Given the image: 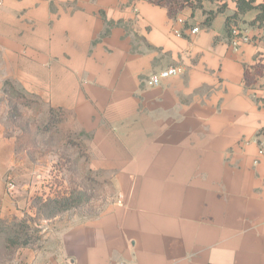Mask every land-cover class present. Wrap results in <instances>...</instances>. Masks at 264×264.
<instances>
[{
    "label": "crops",
    "instance_id": "crops-1",
    "mask_svg": "<svg viewBox=\"0 0 264 264\" xmlns=\"http://www.w3.org/2000/svg\"><path fill=\"white\" fill-rule=\"evenodd\" d=\"M193 3L4 0L7 78L30 94L68 98L91 135L92 169L113 176L117 190L97 217L37 219V246L0 235V257L12 250L6 264H264V159L255 143L264 136V23L251 24L258 10L241 17L252 41L235 51L226 20L236 0ZM168 67L183 72L146 85ZM18 193L0 189V224L34 217Z\"/></svg>",
    "mask_w": 264,
    "mask_h": 264
},
{
    "label": "rangeland",
    "instance_id": "rangeland-1",
    "mask_svg": "<svg viewBox=\"0 0 264 264\" xmlns=\"http://www.w3.org/2000/svg\"><path fill=\"white\" fill-rule=\"evenodd\" d=\"M163 1L168 6L186 2ZM5 66L0 64V134L11 144L0 141V172L4 175L0 189L19 187L20 198L31 201L22 211L34 217L29 224L27 214L21 222L1 223L0 235H14L9 238L12 245L37 246L41 231L38 222L33 224L37 219L97 217L115 202L117 190L113 176L92 169L91 135L81 130L68 98L59 97L57 102L51 95L28 93L20 80L7 78ZM25 185L34 193H23ZM65 197L71 208L55 215L56 203ZM11 251L0 257L2 264L12 259Z\"/></svg>",
    "mask_w": 264,
    "mask_h": 264
},
{
    "label": "built area",
    "instance_id": "built-area-1",
    "mask_svg": "<svg viewBox=\"0 0 264 264\" xmlns=\"http://www.w3.org/2000/svg\"><path fill=\"white\" fill-rule=\"evenodd\" d=\"M4 5V0H0V8H2ZM176 23L178 25H184L185 20L182 17L176 18ZM199 28H193L191 30V33L193 35L199 33ZM175 34L179 37H181L182 31L179 29L175 28L174 30ZM252 39L248 36L246 32H244L241 27L239 26H233L232 31H231V37L229 39L230 46L233 48L235 51H239L240 47L244 43H250ZM183 72V69L181 67H168L165 69H162L156 73L151 74L149 77L146 78V85L148 87H159L164 81L177 77L181 75ZM255 143L257 145V155L259 159H264V136L259 135L255 139ZM13 189V188H10ZM53 264H75L73 261L70 259H67L63 262L59 263H53Z\"/></svg>",
    "mask_w": 264,
    "mask_h": 264
},
{
    "label": "trees",
    "instance_id": "trees-1",
    "mask_svg": "<svg viewBox=\"0 0 264 264\" xmlns=\"http://www.w3.org/2000/svg\"><path fill=\"white\" fill-rule=\"evenodd\" d=\"M156 3L160 4V5H167L163 0H154ZM194 1H190V0H186L185 3L180 4V5H172L170 6L171 8H179V7H185V6H190V7H196L194 6ZM195 2L197 3V6L200 5L202 3V0H195ZM236 4H237V12L234 15L228 16L227 20H226V33L228 36V39H230L231 37V31H232V27L233 26H238L239 21L241 20V17H243L244 15H246L247 13L253 11V10H258L259 14L257 16V18L255 19V21H253L251 24L255 25L257 22H259L261 25L264 23V3L256 5V0H236ZM224 7H226V5L222 6L220 8V10L224 9ZM208 18L206 20V23H210L212 17L214 16L213 12H209L208 13ZM55 201H53L54 203ZM55 204V203H54ZM59 205V207L56 209L55 211V215L69 210L72 206V203L69 199H63V201L57 202L56 205Z\"/></svg>",
    "mask_w": 264,
    "mask_h": 264
}]
</instances>
